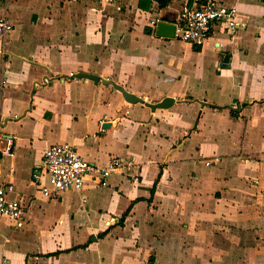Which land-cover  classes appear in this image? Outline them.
I'll use <instances>...</instances> for the list:
<instances>
[{"label": "crops", "instance_id": "obj_1", "mask_svg": "<svg viewBox=\"0 0 264 264\" xmlns=\"http://www.w3.org/2000/svg\"><path fill=\"white\" fill-rule=\"evenodd\" d=\"M203 1L0 0V184L26 209L0 218V264H264V0H214L240 29L199 48L149 26ZM66 143L130 164L47 200L33 174Z\"/></svg>", "mask_w": 264, "mask_h": 264}, {"label": "built area", "instance_id": "obj_2", "mask_svg": "<svg viewBox=\"0 0 264 264\" xmlns=\"http://www.w3.org/2000/svg\"><path fill=\"white\" fill-rule=\"evenodd\" d=\"M159 22L152 20L149 26L156 31ZM172 23L175 25L174 39L197 48L202 47L209 39L215 23L225 25L227 33L231 36L236 35L240 29L235 9L214 0L185 6L178 20ZM13 30L14 25L6 17H0V39L4 40ZM2 141H5L4 154L13 157L14 142L11 139H4L0 125V144ZM43 162V172H36L33 177L47 200H56L67 191L83 190L86 177L92 174L99 176V182L106 185L115 172L130 164L127 160L116 157L106 166L98 167L85 160L74 146L67 143L47 148L43 154ZM211 163L207 161L205 164L210 166ZM42 176L46 178L45 184L40 181ZM14 192L15 187L12 184H0V218H8L21 226L26 209L19 200L10 197Z\"/></svg>", "mask_w": 264, "mask_h": 264}, {"label": "water", "instance_id": "obj_3", "mask_svg": "<svg viewBox=\"0 0 264 264\" xmlns=\"http://www.w3.org/2000/svg\"><path fill=\"white\" fill-rule=\"evenodd\" d=\"M156 31H157V35L160 37L168 38V39H174L175 25L172 22L160 21ZM75 77L78 79L86 78V79L92 80L95 83H98L101 81L105 85H112L115 89H117L119 92L122 93V95L124 96V98L126 99L127 102L132 103V104L141 103V104H144L145 106L151 108L152 110L167 109V108H170L174 104L173 99L166 98L161 103L153 105V104L145 101L144 99L137 97L134 94L128 92L124 87L118 85L114 81L101 79V78L94 76V75L77 74Z\"/></svg>", "mask_w": 264, "mask_h": 264}, {"label": "trees", "instance_id": "obj_4", "mask_svg": "<svg viewBox=\"0 0 264 264\" xmlns=\"http://www.w3.org/2000/svg\"><path fill=\"white\" fill-rule=\"evenodd\" d=\"M159 2L162 3V5H166L170 0H158Z\"/></svg>", "mask_w": 264, "mask_h": 264}]
</instances>
